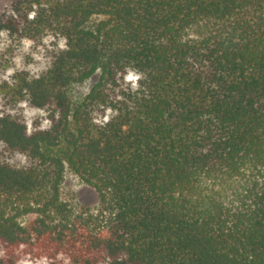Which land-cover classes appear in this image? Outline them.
Returning <instances> with one entry per match:
<instances>
[{
    "label": "trees",
    "instance_id": "trees-1",
    "mask_svg": "<svg viewBox=\"0 0 264 264\" xmlns=\"http://www.w3.org/2000/svg\"><path fill=\"white\" fill-rule=\"evenodd\" d=\"M3 35L0 264H264V0H10Z\"/></svg>",
    "mask_w": 264,
    "mask_h": 264
},
{
    "label": "rangeland",
    "instance_id": "rangeland-1",
    "mask_svg": "<svg viewBox=\"0 0 264 264\" xmlns=\"http://www.w3.org/2000/svg\"><path fill=\"white\" fill-rule=\"evenodd\" d=\"M10 6V0H0V15ZM5 44H7V38L4 35L0 38V69L2 64L6 62L7 56L5 55ZM132 75L133 77H138L135 73H130L128 77ZM127 77V78H128ZM5 74H2L0 71V81L5 79ZM97 80V77H94L91 80L93 84ZM129 80V79H128ZM132 83H136L138 79L129 80ZM84 91V89H82ZM22 113L25 115L29 124L32 125L33 119L42 114L41 111L25 105ZM62 195L66 200H75L81 205L88 207L96 208L99 205V197L97 191L90 187L89 185L84 184L78 176H76L72 171L67 170L65 175V180L62 186ZM25 264H48V260H28Z\"/></svg>",
    "mask_w": 264,
    "mask_h": 264
},
{
    "label": "clouds",
    "instance_id": "clouds-1",
    "mask_svg": "<svg viewBox=\"0 0 264 264\" xmlns=\"http://www.w3.org/2000/svg\"><path fill=\"white\" fill-rule=\"evenodd\" d=\"M131 77H133V76L130 75V76L128 77V79H129V80H133V79H131ZM135 79H138V77H135Z\"/></svg>",
    "mask_w": 264,
    "mask_h": 264
},
{
    "label": "snow or ice",
    "instance_id": "snow-or-ice-1",
    "mask_svg": "<svg viewBox=\"0 0 264 264\" xmlns=\"http://www.w3.org/2000/svg\"><path fill=\"white\" fill-rule=\"evenodd\" d=\"M131 79H135V77H131Z\"/></svg>",
    "mask_w": 264,
    "mask_h": 264
}]
</instances>
